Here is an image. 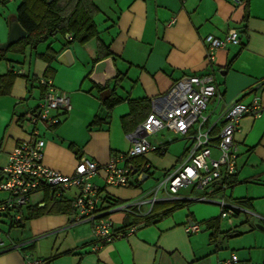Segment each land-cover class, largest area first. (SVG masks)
<instances>
[{
	"label": "crops",
	"instance_id": "0c3cea01",
	"mask_svg": "<svg viewBox=\"0 0 264 264\" xmlns=\"http://www.w3.org/2000/svg\"><path fill=\"white\" fill-rule=\"evenodd\" d=\"M241 1L236 5L231 0H94L97 38L80 45L70 35H57L24 54L8 52L0 60V77L10 72L17 77L10 92L0 95V169L13 149L30 139L32 127L23 122L42 98L43 79H50L70 98L69 112L52 113L59 124L39 127L45 143L43 165L66 176L83 157L104 165L126 153L130 138L144 135L141 124L152 111L151 100L184 76L210 72L222 97L220 109L235 102L248 104L254 97L264 106V0ZM19 4L20 0H0V44L8 40ZM231 29L238 32L240 44L216 51L215 62L208 66L205 37L223 38ZM67 50L72 57L69 66L61 58ZM100 53L110 54L107 58L115 70L105 86L90 79L94 66L107 59ZM110 93L120 102L107 108L104 99ZM215 107L212 101L208 111ZM160 133L147 139L155 151L132 160L136 173L128 187L106 185L101 170L91 179L104 199L120 203L138 199L182 163L186 141L182 144L181 136ZM235 140L239 158L230 199L264 217V115L242 119ZM145 165L148 169L140 173ZM140 176L146 178L142 181ZM2 194L0 203L8 196ZM76 194L69 190L50 200L43 189L22 208L17 224L6 225L4 220L11 218H1L9 237L0 264H23L24 257L44 259L45 264H217L232 253L241 263L264 264V225L237 218L238 214L221 218L214 204L198 202L176 209L179 203H157L143 218L114 213L109 219L123 236L95 248L90 223L74 221ZM38 209L44 212L31 217ZM188 218L200 226L198 233H186ZM133 226L136 229L128 234ZM14 244L20 248L13 249Z\"/></svg>",
	"mask_w": 264,
	"mask_h": 264
},
{
	"label": "built area",
	"instance_id": "2783aa9c",
	"mask_svg": "<svg viewBox=\"0 0 264 264\" xmlns=\"http://www.w3.org/2000/svg\"><path fill=\"white\" fill-rule=\"evenodd\" d=\"M241 5V0H231ZM205 62L211 66L215 62V53L229 45H239L240 38L236 30H229L223 38L207 35ZM45 92L39 103L25 118V124L32 127L30 139L19 143L8 157V163L0 169V191L7 198L0 203V219L8 225L21 221V210L31 197L43 189L48 191L50 200L65 196L69 190H76L73 200L74 221L90 223L96 246L110 243L121 238L109 216L114 213H127L143 218L150 214L157 203L198 202L214 204L220 208V217L230 219L244 213L264 223V217L237 204L227 196L237 172L239 147L235 140L242 119L253 120L264 115V106L257 97L250 103L235 102L220 109L222 97L218 94L214 76L210 72L201 75H188L175 82L170 90L151 100L152 111L141 124L142 136L130 138V147L124 154L110 158L99 165L94 161L81 158L72 175L66 176L43 165L44 140L39 127L52 128L59 124L58 116L53 112L67 113L71 109L69 95L59 91L50 79L41 80ZM212 101L216 107L208 111ZM216 112V118L210 117ZM41 124V125H39ZM217 129V132H216ZM181 136L186 141L185 157L177 167L165 173L153 188L140 198L111 205L101 196L100 189L91 182L99 170L105 175V183L113 187H128L132 174V160L157 148L148 142V138L162 131ZM145 165L140 173L148 169ZM187 190L188 194L183 191ZM221 195L220 200L212 197ZM1 221V220H0ZM2 221V222H4ZM10 223V224H9ZM136 226L128 229L131 234ZM185 231L195 234L200 226L188 218ZM9 235L0 229V252L5 249V238ZM13 249L20 246L14 244ZM41 258L24 257L23 264H45ZM217 264H254L241 263L235 254Z\"/></svg>",
	"mask_w": 264,
	"mask_h": 264
},
{
	"label": "trees",
	"instance_id": "16d2710c",
	"mask_svg": "<svg viewBox=\"0 0 264 264\" xmlns=\"http://www.w3.org/2000/svg\"><path fill=\"white\" fill-rule=\"evenodd\" d=\"M97 11L98 9L94 5V0H53L51 3H47V0H20L16 11V19L26 31V36L9 48L5 50L0 49V60L8 52L24 54L26 49L33 50L37 45L57 35H70L71 41L77 42L80 45L87 43L93 38H97L98 33L93 21ZM109 55V53L101 54L100 58H107ZM39 58L50 60L46 56H39ZM16 77L17 75L11 72L0 77V95H6L10 92ZM44 92L45 89L42 96ZM112 95L113 93H110L104 99V104L107 108H112L120 102L119 99L114 98ZM135 169L139 170L138 168ZM110 200H107V202L112 206L121 202H112ZM235 202L241 205V203ZM187 203L190 202H180L173 209L184 207ZM59 210L62 209L60 208ZM43 212L38 209L36 213L31 214V217L38 216ZM228 234L234 237L240 235L237 232H230Z\"/></svg>",
	"mask_w": 264,
	"mask_h": 264
},
{
	"label": "water",
	"instance_id": "95a60500",
	"mask_svg": "<svg viewBox=\"0 0 264 264\" xmlns=\"http://www.w3.org/2000/svg\"><path fill=\"white\" fill-rule=\"evenodd\" d=\"M53 0H47V3H51ZM26 36V31L20 26L17 19L11 21L10 24V31L8 40L4 44H0V49L5 50L9 48L11 45L15 44L16 42L20 41ZM61 58L64 59L65 65L69 66L72 64V57L70 51L67 50L62 53ZM115 77V70L113 66V62L111 58L104 59L99 61L95 66L93 73L90 79L101 86H105L106 81L113 79ZM136 170L132 171V174H135ZM146 177L140 176V179L143 181Z\"/></svg>",
	"mask_w": 264,
	"mask_h": 264
},
{
	"label": "rangeland",
	"instance_id": "374dc122",
	"mask_svg": "<svg viewBox=\"0 0 264 264\" xmlns=\"http://www.w3.org/2000/svg\"><path fill=\"white\" fill-rule=\"evenodd\" d=\"M10 53H13V52H10ZM39 102V101H38ZM39 125H41V124H39ZM164 132H166L167 134H169L170 135V132H168V131H163V133ZM162 133V132H161ZM160 133V134H161ZM172 134V133H171ZM184 140H182V144H184V142H183ZM186 144V143H185ZM147 184H146V186L148 187V185H152L151 183H152V181L150 180V181H148V182H146ZM230 191H231V189L230 190H227V196H230ZM183 193L184 194H188V191L187 190H185V191H183ZM4 195L2 194V192L0 193V198H2ZM214 200H220L222 197H221V195L220 194H216V195H214L213 197H212ZM229 198H231V197H229ZM208 205H212V204H208ZM216 207H217V209H219V212H220V208H219V206H217V205H215ZM250 211H252V212H254L253 210H251L250 209ZM254 213H256V212H254ZM256 214H258V213H256ZM239 216L237 217V218H246L247 217V219H249L253 224H255L256 222L255 221H259V224H262V225H264V223L262 222V221H260V220H257V219H255V218H253V217H251V216H248V215H245L244 213H239L238 214ZM259 215V214H258ZM234 218H236V217H234ZM233 217H231L230 219H234ZM6 225H7V223H6ZM5 224H0V229L3 231V232H8V228H7V226H6ZM15 231L14 230H11L10 231V235H11V237H15Z\"/></svg>",
	"mask_w": 264,
	"mask_h": 264
}]
</instances>
